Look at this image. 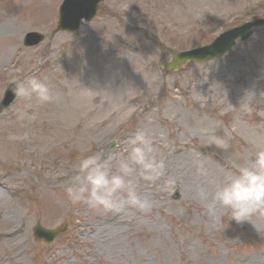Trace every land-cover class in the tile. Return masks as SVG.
I'll use <instances>...</instances> for the list:
<instances>
[{
    "label": "rangeland",
    "instance_id": "1",
    "mask_svg": "<svg viewBox=\"0 0 264 264\" xmlns=\"http://www.w3.org/2000/svg\"><path fill=\"white\" fill-rule=\"evenodd\" d=\"M58 1L0 0V98L11 79L33 77L57 96L43 105L18 98L0 116V264H264V213L237 223L199 196L204 189L211 202L231 165L252 166L264 150V28L174 74L157 69L170 56L146 38L178 49L206 43L230 14L236 24L263 17L264 0H107L79 32L52 35ZM33 30L45 39L25 48ZM139 129L165 161L154 183L138 170L131 177L151 211L73 205L65 187L79 159L100 154L115 172ZM212 135L228 150L206 146ZM64 221L69 229L50 244L32 238L35 223Z\"/></svg>",
    "mask_w": 264,
    "mask_h": 264
},
{
    "label": "clouds",
    "instance_id": "2",
    "mask_svg": "<svg viewBox=\"0 0 264 264\" xmlns=\"http://www.w3.org/2000/svg\"><path fill=\"white\" fill-rule=\"evenodd\" d=\"M9 83L14 96L26 101L34 98L36 103L43 105L57 99L49 84L35 77L26 82L13 78ZM253 99L254 96H247L241 107L249 110ZM26 107H31V104ZM17 115L23 119L25 113L18 110ZM128 143L127 157L118 162L115 172L112 171L111 158L102 159L100 154L79 159L75 165L77 174L65 187L67 199L73 205L85 204L93 210L116 214L126 207L142 213L151 211V202L140 196L138 185L131 177L138 170L144 181L154 183L164 175L165 161L157 158L153 138L147 129H139ZM210 145L225 151L230 147L227 139L216 135L209 138L206 146ZM231 167H235V174L228 173L227 181L217 186L211 202L204 189L199 191L200 199L211 212H215L219 205L230 209L231 219L237 223L250 221L254 214L264 213V150L257 152L252 166ZM198 169L201 174L206 173L202 162L198 164Z\"/></svg>",
    "mask_w": 264,
    "mask_h": 264
},
{
    "label": "water",
    "instance_id": "3",
    "mask_svg": "<svg viewBox=\"0 0 264 264\" xmlns=\"http://www.w3.org/2000/svg\"><path fill=\"white\" fill-rule=\"evenodd\" d=\"M61 28V26H60ZM245 28H242V30H244ZM240 32H235L234 34H230L229 35V40L230 42L234 40L235 37H237L238 35H241V31ZM215 53L214 52H209L207 55L205 56H202V57H199V58H203V57H208V56H212L214 55ZM173 59H174V64L173 65H178L179 63H181L183 60H185L186 58H197V57H193V56H189V55H185V56H180L179 54H173ZM57 231H54V232H49L50 234H45L43 232H40V231H37L36 234L38 236H43L45 237L47 240H49Z\"/></svg>",
    "mask_w": 264,
    "mask_h": 264
},
{
    "label": "bare ground",
    "instance_id": "4",
    "mask_svg": "<svg viewBox=\"0 0 264 264\" xmlns=\"http://www.w3.org/2000/svg\"><path fill=\"white\" fill-rule=\"evenodd\" d=\"M114 217H115V215H114Z\"/></svg>",
    "mask_w": 264,
    "mask_h": 264
}]
</instances>
